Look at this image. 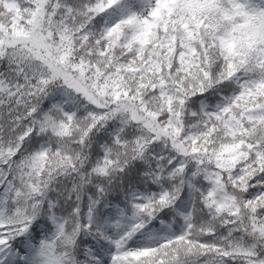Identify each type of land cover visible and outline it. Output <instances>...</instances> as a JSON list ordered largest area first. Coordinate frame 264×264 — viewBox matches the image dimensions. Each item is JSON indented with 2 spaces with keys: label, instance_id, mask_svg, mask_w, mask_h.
Masks as SVG:
<instances>
[{
  "label": "snow or ice",
  "instance_id": "obj_1",
  "mask_svg": "<svg viewBox=\"0 0 264 264\" xmlns=\"http://www.w3.org/2000/svg\"><path fill=\"white\" fill-rule=\"evenodd\" d=\"M0 264H264V0H0Z\"/></svg>",
  "mask_w": 264,
  "mask_h": 264
}]
</instances>
